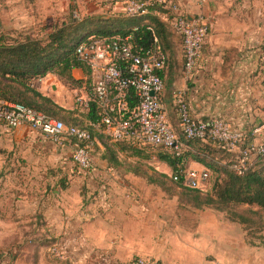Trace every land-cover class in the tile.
Instances as JSON below:
<instances>
[{
  "label": "crops",
  "instance_id": "1",
  "mask_svg": "<svg viewBox=\"0 0 264 264\" xmlns=\"http://www.w3.org/2000/svg\"><path fill=\"white\" fill-rule=\"evenodd\" d=\"M167 1L178 3L190 18L203 16L209 24L193 77L186 79L181 37L165 23L168 9L151 11L168 32L161 99L184 144L182 168L205 170L208 167L195 159L199 152L180 132L173 91H182L193 117L223 118L241 129L246 141H263L264 0ZM124 3L113 0L102 7L112 16L125 15ZM96 75L91 71L87 77L82 68H74L72 76L79 85L55 74L34 81L54 104L58 118L92 132L95 149L90 169L72 168L69 163L60 167L65 178L78 173L81 180L53 182L52 196L45 203L28 204L22 197L0 195V264H131L138 256L162 264H264V243H247L242 230L241 240L232 234L216 236L217 219L209 213L195 211L194 226L181 224L176 197L168 198L160 189L164 182L152 177L153 172L171 171L172 178L171 167L146 145L110 142L90 118L89 108L77 100L86 99ZM256 128L260 131L253 133ZM74 147L73 142L58 145L28 126L9 129L0 122V159L6 161L0 168L5 171L21 172L22 162L32 158H72ZM147 158L157 166L138 165ZM55 242L65 248V258L50 253Z\"/></svg>",
  "mask_w": 264,
  "mask_h": 264
},
{
  "label": "built area",
  "instance_id": "2",
  "mask_svg": "<svg viewBox=\"0 0 264 264\" xmlns=\"http://www.w3.org/2000/svg\"><path fill=\"white\" fill-rule=\"evenodd\" d=\"M154 6L168 9V24L182 41L184 76L191 79L209 33L208 22L201 15L189 20L178 3L167 0H125L124 13L129 17H141L151 13ZM76 55L97 74L86 99L77 100L85 108L91 104L97 106L102 134L111 142L127 141L137 146L161 147L180 159V167L172 174V179L178 181L182 178L185 186L203 190L210 172L208 169L182 168L184 144L169 122L161 99L165 89L161 71L167 60L162 48L158 44L138 48L132 43V33L108 37L90 35L77 45ZM130 92L137 98V105L124 117L126 97ZM172 99L184 140L198 139L216 144L230 155L223 162L237 175H243L257 157L264 156V140L246 141L241 129L220 117H193L180 90L173 91ZM0 122L9 129L28 126L58 145L73 142L72 159L76 165L83 170L92 165L90 150L95 145V138L84 127L65 124L22 103L6 101H0ZM259 131L260 128H256L253 133ZM49 251L57 258L66 257L65 248L58 242L52 243ZM131 264L162 263L140 257Z\"/></svg>",
  "mask_w": 264,
  "mask_h": 264
},
{
  "label": "trees",
  "instance_id": "3",
  "mask_svg": "<svg viewBox=\"0 0 264 264\" xmlns=\"http://www.w3.org/2000/svg\"><path fill=\"white\" fill-rule=\"evenodd\" d=\"M153 10L162 12L166 9L154 6L151 8V11ZM152 13L141 17L125 15L107 18L101 15L70 17L53 25L50 31L41 37L28 34L13 38L0 32V101L22 103L60 119L53 111L54 104L50 98L35 88L34 81L47 74H55L68 84L79 85L80 81L72 76L74 68H82L87 77L90 76V67L76 55L77 45L90 35L108 37L132 33V43L136 47L148 48L158 44L166 53L165 40L168 38V32L164 23ZM144 19L147 22L144 23ZM136 105L137 98L130 92L126 97L124 117H127ZM88 113L94 122L99 123L101 114L95 104L90 105ZM186 141L199 152L195 156L196 161L216 173L211 192L203 193L201 189L185 186L182 178L178 181L171 178L172 182L169 184L166 182V186L163 181L164 185L160 184L161 188L168 190L166 187L176 186L180 191L172 192L178 193L180 197L181 193L185 192L188 201L196 208L214 207L228 212L229 219L238 221L244 226L256 224L250 216L251 213H255L254 210H237L235 206H257L264 209V173L255 164L262 161L264 156L257 157L243 175H237L222 161L223 154L228 156L225 150L198 139ZM114 143H127V141ZM157 148L159 159L165 161L173 172L177 171L180 167V159L164 152L161 147ZM220 158L222 160H219ZM261 242L264 243V239Z\"/></svg>",
  "mask_w": 264,
  "mask_h": 264
},
{
  "label": "rangeland",
  "instance_id": "4",
  "mask_svg": "<svg viewBox=\"0 0 264 264\" xmlns=\"http://www.w3.org/2000/svg\"><path fill=\"white\" fill-rule=\"evenodd\" d=\"M111 1L113 0H0V32H4L13 38L24 37L28 34L41 37L47 31H50L53 25L61 23L63 20H68L70 17L81 18L85 15H101L107 18L112 16L111 12L106 11L105 8L102 7L104 4L106 5ZM100 4L101 8H98L97 6H100ZM160 13L162 12L160 11ZM164 15H166L169 21V13ZM165 23L168 25L167 22ZM94 149L95 145L90 150V154ZM145 149L152 154H158L159 152L158 148L154 146H147ZM223 156V160L227 161L230 155L226 156L223 154ZM4 163H6V161H4V157H2L0 159V164ZM22 163L24 169L21 172L5 171L0 168V195L7 197H22L24 200H27L26 202H28V204H30V202H39V205L45 203L47 198L52 196V189H50L52 185L50 184L57 182L60 185V179L65 178L60 167L67 163L71 164L72 168L78 167L71 157H66V160H59L57 156L49 158H32L29 162L24 160ZM255 164L256 167L261 168L264 173V159ZM28 165H31V169H28ZM138 165L145 168L150 167L151 169L157 166L154 160H148V158L140 161ZM170 175L171 171L168 172V175L158 172L152 173V177L156 179L157 182L164 181L168 184L172 182ZM72 176L71 178L67 176L65 182L67 181V183H70L73 181L74 183H78L81 180V176H79L78 173H74ZM215 179L216 173L210 172L207 188L202 190L203 193L211 192ZM166 188H168V190H162L160 187L161 191L168 198L171 199L176 197V210L178 213L181 212L180 215L177 213L178 216L182 217L181 224L188 227L191 225L194 226L196 224L193 215L194 212L203 211L204 213L213 215L217 219L215 220L217 224L216 236L218 234H221V236L232 234L233 237L237 238L236 240H241L240 235L242 230L245 236L244 239H246L247 243H263L261 242L264 239V226H261L264 224L263 208L247 205L235 206L237 210L250 209L255 211V213H251L250 216L253 217V221H255L256 224L249 225L248 227V225L244 226L238 221L229 219L230 215L226 211H221L214 207L196 208L192 206L185 192L181 193V197L178 193L175 194L172 192L180 191L176 186ZM224 224H229L231 228L224 227ZM136 258H140V256L133 258L132 261Z\"/></svg>",
  "mask_w": 264,
  "mask_h": 264
},
{
  "label": "water",
  "instance_id": "5",
  "mask_svg": "<svg viewBox=\"0 0 264 264\" xmlns=\"http://www.w3.org/2000/svg\"><path fill=\"white\" fill-rule=\"evenodd\" d=\"M187 18H188L189 20H192V18H190V17H188V16H187Z\"/></svg>",
  "mask_w": 264,
  "mask_h": 264
}]
</instances>
